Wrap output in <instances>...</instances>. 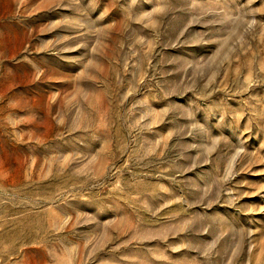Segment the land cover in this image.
I'll use <instances>...</instances> for the list:
<instances>
[{
    "label": "rangeland",
    "instance_id": "rangeland-1",
    "mask_svg": "<svg viewBox=\"0 0 264 264\" xmlns=\"http://www.w3.org/2000/svg\"><path fill=\"white\" fill-rule=\"evenodd\" d=\"M0 264H264V0H0Z\"/></svg>",
    "mask_w": 264,
    "mask_h": 264
}]
</instances>
